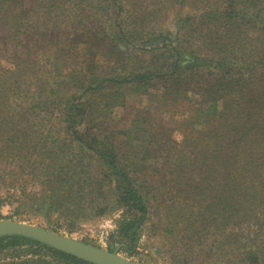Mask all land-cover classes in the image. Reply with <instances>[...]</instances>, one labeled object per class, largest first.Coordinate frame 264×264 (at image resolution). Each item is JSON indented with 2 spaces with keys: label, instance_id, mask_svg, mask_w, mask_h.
<instances>
[{
  "label": "trees",
  "instance_id": "obj_1",
  "mask_svg": "<svg viewBox=\"0 0 264 264\" xmlns=\"http://www.w3.org/2000/svg\"><path fill=\"white\" fill-rule=\"evenodd\" d=\"M28 3L41 8L37 16L45 19L46 35L58 39L55 45L46 43L56 56L55 62L46 60L50 66L36 67L25 47L29 37L20 39L19 29L35 15ZM96 9L105 21L113 20L109 28L97 23ZM211 11L202 21L183 18L172 37L153 33L157 27L150 22L161 14L144 10L126 19L123 0H0V54L14 63L5 70L0 66V208L39 195L35 206L51 203L54 213L75 225L125 206L130 214L122 220L125 237L135 233L149 211H161L163 232L175 234L179 244L176 263L264 264V73L254 78L264 66V0H225ZM184 31L192 33L189 38H183ZM202 40L216 56L198 53ZM68 43L83 74L81 85H75L82 91H66L64 102L66 87H59L62 94L54 103L65 106L57 117L64 124L61 135L51 124L57 108H47L53 103L48 84H40L46 80L44 70L48 80L63 76L66 52L61 51ZM127 46L130 51L123 50ZM144 53L153 60L141 59L138 67L133 60ZM101 54L105 63L99 65ZM248 56L256 65H247ZM130 65L136 69L126 71ZM96 69L104 76L86 83L84 72ZM156 75L165 87L156 96L161 105L152 106L156 110L167 100L189 99L188 86L194 82L199 85L193 89L213 102L200 107L199 119L187 121L182 143L164 140L163 127L150 129L149 115L126 117L125 123L109 115L125 94V84H145ZM154 118L161 120V115ZM197 123L206 125L197 128ZM32 175L44 184L33 195L27 184ZM20 239L48 247L69 264H94L21 235L0 237V248Z\"/></svg>",
  "mask_w": 264,
  "mask_h": 264
},
{
  "label": "rangeland",
  "instance_id": "obj_2",
  "mask_svg": "<svg viewBox=\"0 0 264 264\" xmlns=\"http://www.w3.org/2000/svg\"><path fill=\"white\" fill-rule=\"evenodd\" d=\"M124 7L126 10V19H129L130 15L140 16L144 11L147 10L149 14H156L159 18H153L150 22L151 25H156L157 29L153 31L154 35L165 34L171 35L172 37H176L179 34V25L184 23L183 18L192 17L195 20L202 21V16L205 13L213 12L212 9L215 8L216 5H224L223 0H184V3H181L182 0H123ZM250 5V2L245 4L243 8H247ZM145 6V7H143ZM240 4L239 7H241ZM28 7L31 8V17L33 18L28 20L29 25L20 30V39L23 40L24 37H29V44L26 43L25 47L29 48L31 51V58L36 63V67L41 65L50 66V62L46 61L47 59L52 61L56 56L53 54L52 49L47 47L46 43H53L54 45L58 43V39H52L50 35H46L48 33V26L44 24L45 19L38 18V14L41 13V8L39 6H35L33 4L28 3ZM22 8H17V10ZM94 11H98L97 9ZM111 10L110 17H113ZM252 11V8L249 9ZM105 19H107L106 14H104ZM33 19H35V25L33 24ZM97 23L103 22L105 27L109 28L112 23V19L110 22L104 20L101 12L98 11V15L95 18ZM133 20V19H132ZM138 19L137 21H140ZM194 20V21H195ZM135 21V20H133ZM193 21V22H194ZM124 24H128L129 20L123 22ZM140 23V22H139ZM33 24V25H31ZM51 25V22H48ZM134 24V23H133ZM59 25V24H58ZM58 25H55L56 28ZM64 26V25H63ZM67 29L72 30V27L65 26ZM66 28L63 29V33L66 32ZM17 30L13 31V36H17ZM48 31V32H47ZM251 29H249L250 33ZM186 37L184 39L189 38L192 33H188L184 31ZM65 35V34H64ZM62 36V38L64 37ZM257 37V33L255 34ZM61 38V40H62ZM25 39V38H24ZM19 40V39H17ZM10 45H12V40H8ZM28 41V40H27ZM69 43L64 47L66 54L63 55V58L66 60V64H64V69H62L63 76L62 77H54L49 78L48 74H45L44 70V79H46L42 84H48V96L53 103L47 105V108L50 111H53V108H57V111L51 115L53 123L56 124L54 126V131L58 132V134L65 135L63 132V125L59 122L57 118L58 115H62L61 112L65 110L64 104H57L54 101L56 100L59 94H62V90L59 87L65 86L66 90L64 92V96L62 97V101L65 102L66 91L70 92H81V88L78 89L77 86L81 85V78L83 74L78 69V59L74 54H70L72 52L69 49ZM190 46V45H189ZM192 46V43H191ZM190 46V47H191ZM80 49L84 47L83 44L79 45ZM13 48V46H11ZM19 49L21 52L24 51V45L19 41ZM123 50L130 51L131 46L125 47ZM201 55H210L211 57L216 56V52L207 45V42L203 40L200 42V47L198 50ZM138 55V54H136ZM143 57H135L133 62H137V66L139 67L140 60L143 59L146 61V64H150L153 60V57L150 53L142 54ZM2 57V58H1ZM35 59V60H34ZM75 59L76 61H73ZM116 58H114L115 60ZM247 60V65H256L253 63L255 60L254 57L248 56L245 57ZM251 59L250 64L248 60ZM254 59V60H253ZM54 61V60H53ZM97 64H104L105 59L101 54L98 56ZM55 62V61H54ZM34 63V64H35ZM229 62H226V65ZM14 64V63H13ZM12 62L8 61L4 54H0V66L4 68L12 67ZM33 64V65H34ZM78 69L76 72L72 71V69ZM107 68V67H106ZM36 69V68H35ZM136 69L134 66H128L126 71ZM153 69H156L155 66ZM242 67H239L241 71ZM1 70V69H0ZM113 71V70H110ZM196 71V70H190ZM244 72V71H243ZM264 73L263 69L259 72H256L258 78L254 76L255 79H261L260 75ZM39 74H43V72H39ZM105 72L102 70L96 69L93 70L92 73L84 72V77L89 80L86 83H90L91 80L97 82L98 77H103ZM35 75L32 74V80L35 83ZM86 75V76H85ZM249 77H253L251 73H248ZM41 77V76H39ZM50 77V76H49ZM63 79V82H57L58 80ZM79 79V80H78ZM164 79V78H163ZM48 81V82H47ZM242 81L239 80V84ZM61 83V84H58ZM78 83V84H77ZM77 84V86H75ZM157 84V85H155ZM37 84H32V88L36 89ZM196 82H194L193 86L190 87L187 95H189V99H180L179 101L175 99H170L165 101V104L162 107H157L161 105L160 101H156L157 95H161L162 91H165L163 80H161V75H156L151 80L142 83H133V84H125L124 95H121L117 98V103L109 110V115L114 116L115 121H123L125 123V118L132 116L131 119L136 115H149L150 119V129L152 126L156 129H161L163 139L172 140L173 142L182 143L185 140L186 133L189 131V128L186 126L187 121H193L194 119H199L195 117L197 111L200 112V107L210 108L213 102L210 101L208 97L202 98L201 93L199 91L193 89L194 87L198 88ZM242 85V83H241ZM240 85V86H241ZM75 86V87H72ZM254 87H257L254 85ZM111 88V87H110ZM109 88V89H110ZM54 91H57L58 94H54ZM105 93L108 91L103 90ZM219 107L221 109L224 108V101L220 100ZM156 106V110L152 106ZM130 110V111H129ZM129 112H131L129 114ZM155 113L161 115V120H156ZM206 118H202V121H205ZM163 122L165 125L160 124ZM202 125H206V123H197L195 126L202 127ZM61 130H60V128ZM153 162H155L153 160ZM159 177V176H158ZM28 189L31 191V195L38 191H42L44 188V184L42 185L37 178H33V175L30 176V179L27 181ZM30 195V196H31ZM37 195L30 197V200L27 201L25 199H19L15 204H5L0 208V220L1 219H12L21 222H27L31 224H35L55 232L65 234L79 240L85 241L87 243L93 244L95 246H99L111 251L119 252L121 255L128 257L129 259L135 261L137 264H184V263H176L173 259L176 256L179 244L175 240V234H168V236L163 232V227L160 225L159 217L162 216L161 211L151 210L147 213L146 216L142 217L140 223H138L137 228L135 229V233L131 235V237H125L122 234L121 226H123L122 220L125 218H129L130 214L127 211V207L125 206H115L113 208H109L104 215H99L94 217L93 219H86L83 222H78L75 225L68 222L67 219L60 216L58 213H54V210L50 207L40 206L37 204L35 206V198ZM39 196V195H38ZM37 196V197H38ZM154 200V199H153ZM36 201H38L36 199ZM155 202V200H154ZM168 229V228H167ZM173 232L174 229L168 230ZM9 245L0 248V264H15V263H24V264H48L51 262L52 264H69L66 259L60 257L54 251L49 249L44 245H37L36 242H29L24 239H20L17 242L13 243L9 241ZM77 264V263H70Z\"/></svg>",
  "mask_w": 264,
  "mask_h": 264
},
{
  "label": "water",
  "instance_id": "obj_3",
  "mask_svg": "<svg viewBox=\"0 0 264 264\" xmlns=\"http://www.w3.org/2000/svg\"><path fill=\"white\" fill-rule=\"evenodd\" d=\"M21 235L46 243L94 264H137L135 261L77 238L53 230L12 219L0 220V237Z\"/></svg>",
  "mask_w": 264,
  "mask_h": 264
}]
</instances>
